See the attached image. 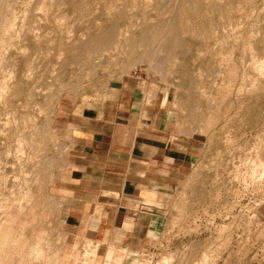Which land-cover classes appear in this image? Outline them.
I'll return each instance as SVG.
<instances>
[{
  "label": "rangeland",
  "instance_id": "374dc122",
  "mask_svg": "<svg viewBox=\"0 0 264 264\" xmlns=\"http://www.w3.org/2000/svg\"><path fill=\"white\" fill-rule=\"evenodd\" d=\"M131 78L186 169L101 242L66 122ZM0 264H264V0H0Z\"/></svg>",
  "mask_w": 264,
  "mask_h": 264
},
{
  "label": "crops",
  "instance_id": "0c3cea01",
  "mask_svg": "<svg viewBox=\"0 0 264 264\" xmlns=\"http://www.w3.org/2000/svg\"><path fill=\"white\" fill-rule=\"evenodd\" d=\"M109 91L99 104L75 109L66 122L72 133L67 222L72 228H94L101 242L108 232L124 229L135 202L170 188L187 163L184 150L155 133L147 96L134 79ZM141 213L146 212L133 213L134 227Z\"/></svg>",
  "mask_w": 264,
  "mask_h": 264
},
{
  "label": "bare ground",
  "instance_id": "6f19581e",
  "mask_svg": "<svg viewBox=\"0 0 264 264\" xmlns=\"http://www.w3.org/2000/svg\"><path fill=\"white\" fill-rule=\"evenodd\" d=\"M23 211V210H22ZM35 219V218H34ZM6 235V234H5ZM8 235V234H7ZM6 239V238H5ZM4 243V242H3ZM2 245V244H1ZM37 249V248H36ZM44 250V249H43ZM39 252V251H38ZM45 253V252H44ZM109 253V252H108ZM110 254V253H109ZM19 260V259H18ZM77 260V259H76ZM167 262V261H166ZM105 263V262H104Z\"/></svg>",
  "mask_w": 264,
  "mask_h": 264
}]
</instances>
